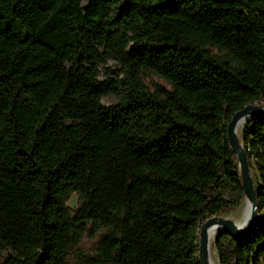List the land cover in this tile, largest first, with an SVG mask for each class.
Returning <instances> with one entry per match:
<instances>
[{
	"label": "trees",
	"instance_id": "trees-1",
	"mask_svg": "<svg viewBox=\"0 0 264 264\" xmlns=\"http://www.w3.org/2000/svg\"><path fill=\"white\" fill-rule=\"evenodd\" d=\"M263 102L264 0H0V264H202ZM242 144L260 218L220 264L264 260V115Z\"/></svg>",
	"mask_w": 264,
	"mask_h": 264
},
{
	"label": "water",
	"instance_id": "water-1",
	"mask_svg": "<svg viewBox=\"0 0 264 264\" xmlns=\"http://www.w3.org/2000/svg\"><path fill=\"white\" fill-rule=\"evenodd\" d=\"M259 115H264V106L251 104L246 106L243 110L237 112L233 119L228 124V139L230 146L237 156L241 177H242V186L244 190V194L247 198V201L252 205V211L250 215V221L248 226L245 229L240 230L233 221L220 219L218 217H212L207 222H205L201 228L200 233V241H199V256L202 264H210L209 263V230L215 225L219 224L222 226V231H227L231 237L234 239H240L244 235H246L252 228L257 224L260 214L258 211V202L255 191V184L251 173V168L248 162L247 153L243 147L242 141L238 136V125L240 121L249 116V121ZM248 121V122H249ZM247 122V123H248ZM221 231V232H222Z\"/></svg>",
	"mask_w": 264,
	"mask_h": 264
},
{
	"label": "rangeland",
	"instance_id": "rangeland-1",
	"mask_svg": "<svg viewBox=\"0 0 264 264\" xmlns=\"http://www.w3.org/2000/svg\"><path fill=\"white\" fill-rule=\"evenodd\" d=\"M118 66L114 61H108L106 64H104L103 66H101V79L105 80L107 78V74H109V70H115L117 69ZM103 102L105 105H113L116 104L118 102V98L115 95H106L103 98ZM260 106H264V102L258 104ZM247 123L244 125V127L242 128L239 138L242 141V136H243V131L246 127ZM251 173H252V177L254 180V184L256 185V181H255V167L253 165V168L251 169ZM226 200L228 201H232L235 202L237 204L236 207L232 208L231 210H229L228 212L222 213L219 216H215L218 217L220 219H224V220H230L233 221L235 224L242 222L245 218L246 215V206H247V198L244 195H240L239 192L236 190L235 187L230 186L229 184H225V186L220 190L219 192ZM79 195L74 193L70 196L67 205L75 210L78 208L79 206ZM222 232H226L228 235L229 233L227 231H222ZM221 231L219 233H217L215 235V237H213L210 242H209V260H210V256H212L215 264H220L219 261V255L216 249V245L215 242L217 240V237L220 233H222ZM99 241V235L98 234H92V235H87L84 240L82 241L81 245H80V249L85 251L86 253H93L96 249L97 243Z\"/></svg>",
	"mask_w": 264,
	"mask_h": 264
},
{
	"label": "bare ground",
	"instance_id": "bare-ground-1",
	"mask_svg": "<svg viewBox=\"0 0 264 264\" xmlns=\"http://www.w3.org/2000/svg\"><path fill=\"white\" fill-rule=\"evenodd\" d=\"M249 119H250V117L247 116V117L243 118V119L240 121V123H239V125H238V130H237V131H238V136L240 135V132H241L242 128H243L244 125L249 121ZM251 211H252V205L248 202V203H247V206H246V215H245L244 220H243L242 222L237 223V226H238V228H239L240 230L245 229V228L248 226L249 221H250ZM222 230H223V228H222V226H220L219 224H215V225H213V226L210 228V230H209V237H210V240H211L213 237H215V235H216L217 233H219L220 231H222ZM209 263H210V264H215V262H214L212 256H210Z\"/></svg>",
	"mask_w": 264,
	"mask_h": 264
},
{
	"label": "built area",
	"instance_id": "built-area-1",
	"mask_svg": "<svg viewBox=\"0 0 264 264\" xmlns=\"http://www.w3.org/2000/svg\"><path fill=\"white\" fill-rule=\"evenodd\" d=\"M262 264H264V260H263Z\"/></svg>",
	"mask_w": 264,
	"mask_h": 264
}]
</instances>
